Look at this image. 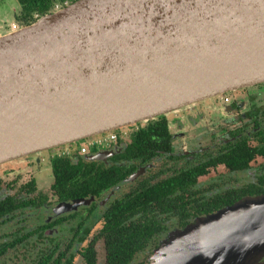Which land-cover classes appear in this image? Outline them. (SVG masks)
<instances>
[{
    "label": "water",
    "instance_id": "95a60500",
    "mask_svg": "<svg viewBox=\"0 0 264 264\" xmlns=\"http://www.w3.org/2000/svg\"><path fill=\"white\" fill-rule=\"evenodd\" d=\"M262 83L264 0H77L0 36V165ZM262 254L264 195L175 231L150 264Z\"/></svg>",
    "mask_w": 264,
    "mask_h": 264
},
{
    "label": "flooded vegetation",
    "instance_id": "af4514ba",
    "mask_svg": "<svg viewBox=\"0 0 264 264\" xmlns=\"http://www.w3.org/2000/svg\"><path fill=\"white\" fill-rule=\"evenodd\" d=\"M4 1L7 16L13 19L15 8ZM8 22L2 21V26L7 27ZM197 114L201 119L207 117L206 146L197 136L189 138L188 131L200 125ZM165 119L168 140H161L153 154L135 156L130 151L137 149L136 131L126 136L123 133L131 127L137 132L147 129L156 119L103 134L116 135L110 143L100 144L99 136H95L7 163L24 162V169L3 170L6 163L0 165V264H116L111 261L110 241L103 233L105 209L126 206L135 193L153 195L154 189L162 187L174 191L170 196L176 198L165 210L158 208L156 219L161 222V231L127 263L148 264L175 231L244 199L264 195V83L204 100ZM89 142L96 145L87 147ZM84 146L87 150L82 153ZM49 153L53 181L50 183L47 176L41 183L37 176L46 163L41 158H49ZM56 157L90 163L96 175L106 179L102 182L99 176V193L61 199L53 188L52 160ZM241 158L249 159L244 168L235 166ZM112 169L119 170L120 175ZM29 171L30 180L25 182ZM78 180L83 194L86 178L79 174ZM78 200L85 202L77 209L61 208Z\"/></svg>",
    "mask_w": 264,
    "mask_h": 264
},
{
    "label": "trees",
    "instance_id": "16d2710c",
    "mask_svg": "<svg viewBox=\"0 0 264 264\" xmlns=\"http://www.w3.org/2000/svg\"><path fill=\"white\" fill-rule=\"evenodd\" d=\"M76 1L10 0L11 6L15 8L13 20L21 27L35 23L38 20L37 16L41 18L55 12L57 6L65 8ZM148 125L147 129H141L135 134L134 141L137 149L130 151L135 156H144V154L149 152L153 154L154 149L161 140H168L169 135L166 129L165 116L158 117L155 121L149 122ZM248 161V158H241L235 162V166L244 168L247 166ZM52 165L56 180L53 188L61 199H71V197L79 195L87 197L90 194H98V191L102 188L99 185L100 177L102 182L106 181L101 174L96 175L95 169L90 163L75 162L69 157H56L52 160ZM112 170L120 175L119 170ZM108 171L110 172V170ZM79 174H83L86 178V182L83 185V194L80 192ZM122 177L120 176V178ZM106 187L108 186H104L103 189ZM173 193L174 191H168L162 187L154 189L153 195L151 192L147 193V191L137 192L126 206L111 205L105 209L102 216L104 220L103 233L106 239L110 241L108 243V251L112 257L111 261L116 264H127L137 251L146 247L149 239L160 233L161 222L156 219V213L159 207L165 210L168 205L173 203L176 198L174 196L171 198L170 195ZM210 211L211 209L208 210V212ZM148 212H151L150 215ZM131 220L134 221L128 226Z\"/></svg>",
    "mask_w": 264,
    "mask_h": 264
},
{
    "label": "rangeland",
    "instance_id": "374dc122",
    "mask_svg": "<svg viewBox=\"0 0 264 264\" xmlns=\"http://www.w3.org/2000/svg\"><path fill=\"white\" fill-rule=\"evenodd\" d=\"M6 5H7V3L4 0H0V15H2L1 20L4 21V22L6 21V23L10 20V22H8L9 24H8L7 27H3L2 26V22L0 20V36L4 35L10 29V25L12 23H14L13 22L14 20L11 19V17L7 16V13H6ZM5 30H6V32H5ZM173 114H175V113H173ZM203 118L204 119H201V114H197V120L199 121L200 125L195 130H192L191 131V129H190L188 131V134H189V136H191V137H189L190 139L196 138V136L199 137V138H201L200 144H202L203 146H206L207 139L209 137V135H208V131H209L208 127H209V125L206 122H204L207 119V117L206 116H203ZM201 120H202V122H200ZM190 146L191 145H188V147H190ZM51 155H52V153L50 154L49 158L47 156L46 157L44 156L45 159H44V157L41 158L42 159V162H43V160H46V163L44 165H42L43 171L37 176L38 177V181L41 180V183H43L42 182V179L44 180L47 176L49 177L50 183L53 181V176H52V171H51V164L49 162L50 161V158H51ZM35 158L36 157L34 156L32 159L35 160ZM5 165H7V163ZM25 165L26 164L24 162H18L17 164L14 163V164L7 165V167H4L3 166L2 168H3V170L5 168H8V170H17V169H24V168H26ZM34 169L35 168H33V170ZM30 177H31V173L29 171V172L26 173V176H24L23 180L25 182H27L28 180H30ZM154 255L151 256V258L149 259L148 264L151 263L152 258H153ZM257 264H264V254H262V256L259 258Z\"/></svg>",
    "mask_w": 264,
    "mask_h": 264
},
{
    "label": "built area",
    "instance_id": "2783aa9c",
    "mask_svg": "<svg viewBox=\"0 0 264 264\" xmlns=\"http://www.w3.org/2000/svg\"><path fill=\"white\" fill-rule=\"evenodd\" d=\"M60 9H62L60 6H57L56 7V10H60ZM20 28H22L21 26H19L17 23H12L11 25H10V29L8 30V31H10V32H15V31H18ZM141 124H143V123H140V124H136V125H141ZM136 125H133V126H136ZM129 130H132V131H130L129 132ZM133 131H136L137 132V129L135 128V127H131V128H127V129H125V131H124V135L126 136V135H128L129 133H132ZM98 142L100 143V144H103V143H110V142H112V141H114L115 139H116V135L114 134V133H111L110 135H108L107 137H104L103 135H100L99 137H98ZM96 141V140H95ZM87 147H89V146H93V145H96V142H92L91 144H90V142L89 143H87ZM87 147L86 146H84V147H82V153H85L86 152V150H87Z\"/></svg>",
    "mask_w": 264,
    "mask_h": 264
},
{
    "label": "crops",
    "instance_id": "0c3cea01",
    "mask_svg": "<svg viewBox=\"0 0 264 264\" xmlns=\"http://www.w3.org/2000/svg\"><path fill=\"white\" fill-rule=\"evenodd\" d=\"M6 1H8L9 2V6H11V2H10V0H6ZM12 7V6H11ZM1 18H2V15H0V20H1ZM1 22H2V20H1Z\"/></svg>",
    "mask_w": 264,
    "mask_h": 264
}]
</instances>
